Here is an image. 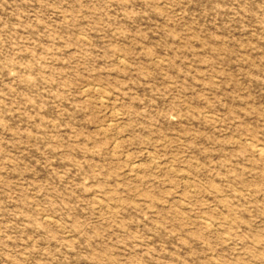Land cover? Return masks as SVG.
<instances>
[{"label":"rangeland","instance_id":"rangeland-1","mask_svg":"<svg viewBox=\"0 0 264 264\" xmlns=\"http://www.w3.org/2000/svg\"><path fill=\"white\" fill-rule=\"evenodd\" d=\"M0 264H264V0H0Z\"/></svg>","mask_w":264,"mask_h":264}]
</instances>
